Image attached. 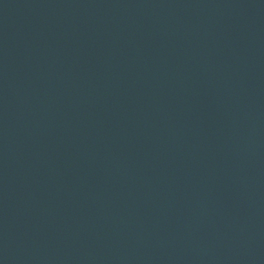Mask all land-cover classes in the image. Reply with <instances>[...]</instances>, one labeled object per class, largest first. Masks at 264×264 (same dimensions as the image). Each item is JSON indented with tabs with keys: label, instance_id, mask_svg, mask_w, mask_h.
<instances>
[{
	"label": "water",
	"instance_id": "1",
	"mask_svg": "<svg viewBox=\"0 0 264 264\" xmlns=\"http://www.w3.org/2000/svg\"><path fill=\"white\" fill-rule=\"evenodd\" d=\"M0 264H264V0H0Z\"/></svg>",
	"mask_w": 264,
	"mask_h": 264
}]
</instances>
